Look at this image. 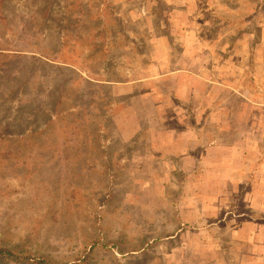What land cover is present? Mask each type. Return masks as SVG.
I'll list each match as a JSON object with an SVG mask.
<instances>
[{
    "label": "rangeland",
    "instance_id": "374dc122",
    "mask_svg": "<svg viewBox=\"0 0 264 264\" xmlns=\"http://www.w3.org/2000/svg\"><path fill=\"white\" fill-rule=\"evenodd\" d=\"M162 39L163 0H0V264L245 263L243 223L264 211L250 214L243 193L264 192V172L218 196L229 187L211 166L167 165L149 128L119 132L128 98L106 82L151 75ZM261 93L247 109L253 168Z\"/></svg>",
    "mask_w": 264,
    "mask_h": 264
},
{
    "label": "crops",
    "instance_id": "0c3cea01",
    "mask_svg": "<svg viewBox=\"0 0 264 264\" xmlns=\"http://www.w3.org/2000/svg\"><path fill=\"white\" fill-rule=\"evenodd\" d=\"M163 1L167 39L164 52L149 57L151 75L106 82L128 98L120 117L131 113L132 120H117L120 134L131 140L149 128L150 149L167 165L211 166L212 178L229 187L218 196L232 195L239 182H262L264 160L253 168L252 145L261 146L250 140L257 128L247 109L256 104L252 94L262 99L264 89V0ZM243 194L250 214L264 211L263 191L250 187ZM245 220L251 230L239 238L249 247L243 264H264V223Z\"/></svg>",
    "mask_w": 264,
    "mask_h": 264
},
{
    "label": "trees",
    "instance_id": "16d2710c",
    "mask_svg": "<svg viewBox=\"0 0 264 264\" xmlns=\"http://www.w3.org/2000/svg\"><path fill=\"white\" fill-rule=\"evenodd\" d=\"M8 251H9V250H7V252H8ZM2 253H5V250L0 249V254H2ZM50 264H57V263L52 262V263H50Z\"/></svg>",
    "mask_w": 264,
    "mask_h": 264
}]
</instances>
